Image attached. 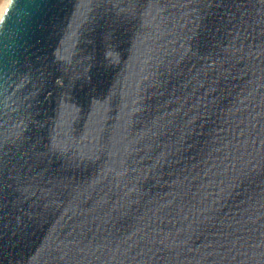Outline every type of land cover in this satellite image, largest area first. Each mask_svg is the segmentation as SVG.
<instances>
[{"label": "water", "instance_id": "water-1", "mask_svg": "<svg viewBox=\"0 0 264 264\" xmlns=\"http://www.w3.org/2000/svg\"><path fill=\"white\" fill-rule=\"evenodd\" d=\"M0 264H264V0H10Z\"/></svg>", "mask_w": 264, "mask_h": 264}, {"label": "rangeland", "instance_id": "rangeland-1", "mask_svg": "<svg viewBox=\"0 0 264 264\" xmlns=\"http://www.w3.org/2000/svg\"><path fill=\"white\" fill-rule=\"evenodd\" d=\"M9 0H0V17L3 14Z\"/></svg>", "mask_w": 264, "mask_h": 264}, {"label": "bare ground", "instance_id": "bare-ground-1", "mask_svg": "<svg viewBox=\"0 0 264 264\" xmlns=\"http://www.w3.org/2000/svg\"><path fill=\"white\" fill-rule=\"evenodd\" d=\"M9 2H10V0H9ZM9 2H8V4H9ZM8 4H7V6H8ZM7 6H6V7H7ZM5 9H6V8H5ZM4 11H5V10H4ZM3 13H4V12H3ZM2 15H3V14H2ZM2 15H1V17H2ZM1 17H0V19H1Z\"/></svg>", "mask_w": 264, "mask_h": 264}]
</instances>
